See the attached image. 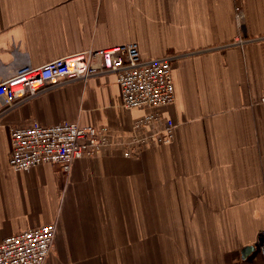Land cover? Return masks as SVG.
<instances>
[{"label":"crops","instance_id":"1","mask_svg":"<svg viewBox=\"0 0 264 264\" xmlns=\"http://www.w3.org/2000/svg\"><path fill=\"white\" fill-rule=\"evenodd\" d=\"M129 42L172 56V140L123 155L146 109L121 106L111 72L0 112V240L55 223L42 264H264V0H0V80ZM61 119L107 126L112 143L67 174L9 167V127Z\"/></svg>","mask_w":264,"mask_h":264},{"label":"built area","instance_id":"2","mask_svg":"<svg viewBox=\"0 0 264 264\" xmlns=\"http://www.w3.org/2000/svg\"><path fill=\"white\" fill-rule=\"evenodd\" d=\"M235 16L239 22L243 17L239 5L235 6ZM236 42L243 41L236 39ZM171 61L169 55L144 58L138 44L129 42L68 54L40 66L24 63L0 80V100L5 105L0 112L62 81L111 72L115 75L121 106L146 109L133 119L131 134L124 142L123 155L136 156L146 147L167 144L173 138L174 122L159 111L175 99ZM259 102L264 105V90ZM111 131L107 126L80 125L67 119L51 125L33 121L11 126L8 165L19 172L50 163L67 174L75 159L93 157L109 146ZM55 231V223H46L3 237L0 264H42L51 252ZM259 237L264 250V230Z\"/></svg>","mask_w":264,"mask_h":264},{"label":"water","instance_id":"3","mask_svg":"<svg viewBox=\"0 0 264 264\" xmlns=\"http://www.w3.org/2000/svg\"><path fill=\"white\" fill-rule=\"evenodd\" d=\"M262 239H258V244L262 246ZM255 249V244L249 245L244 247V249L242 250V257H245L250 251Z\"/></svg>","mask_w":264,"mask_h":264},{"label":"rangeland","instance_id":"4","mask_svg":"<svg viewBox=\"0 0 264 264\" xmlns=\"http://www.w3.org/2000/svg\"><path fill=\"white\" fill-rule=\"evenodd\" d=\"M242 41H244V39H241ZM240 44V43H239Z\"/></svg>","mask_w":264,"mask_h":264},{"label":"bare ground","instance_id":"5","mask_svg":"<svg viewBox=\"0 0 264 264\" xmlns=\"http://www.w3.org/2000/svg\"><path fill=\"white\" fill-rule=\"evenodd\" d=\"M145 112V111H144ZM153 147V146H152ZM144 150V149H143ZM137 158V157H136ZM34 228V227H33Z\"/></svg>","mask_w":264,"mask_h":264}]
</instances>
